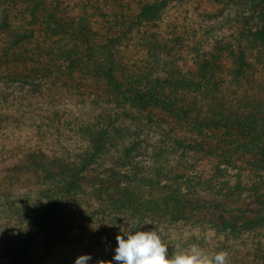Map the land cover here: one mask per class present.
I'll list each match as a JSON object with an SVG mask.
<instances>
[{"label": "trees", "instance_id": "trees-1", "mask_svg": "<svg viewBox=\"0 0 264 264\" xmlns=\"http://www.w3.org/2000/svg\"><path fill=\"white\" fill-rule=\"evenodd\" d=\"M19 1L0 0L1 90L20 84L42 93L51 80L60 84L76 80L75 76L81 81L99 77L108 86L100 95L93 94L96 103L104 98L123 111L152 103L165 107L169 122L164 117L153 120L143 112L138 114L158 126H169L167 132L183 149L181 157L188 149L196 154L207 152L212 170L207 176L203 171L189 176L187 171L160 167L155 162L151 167H121V171L99 164L93 169V159L86 155L70 159V152L54 157L39 148L22 151L0 170V264H22L37 237L51 229L63 197L85 192V188L112 208L128 211L139 220L165 219L196 226V235L182 239L184 247L190 242L199 247L205 244L206 250L215 246L221 251L226 246L223 250L229 252L230 245L221 238L226 237L244 248L247 245V261L241 263L264 264V238L257 239V231L264 230V104L248 101L239 109L227 108L219 99L222 81L216 75L217 60L226 65L234 82L252 66L250 57L264 68V0H206L210 5L201 9L200 15L210 24L226 11L221 30L228 28L230 36L223 38L225 45L208 47L207 40H214L219 32L207 34L213 31L207 27L202 34L204 42L188 49L199 59L198 64L193 59L189 68L160 59L161 53L167 57L175 49L183 50L176 29L168 34L173 46L169 41L162 46L155 43L156 33L144 35L146 24L153 20L157 24L172 1L183 6L189 0L145 1L133 21L125 17L132 11L127 9L128 2L116 8L107 0H67L59 9V0ZM213 3L222 5L217 14H211ZM134 21L145 23L144 29L137 31L138 43H123L133 32ZM133 49L136 56L131 54ZM1 98L0 94V103ZM113 120L105 114L94 127L80 126L78 132L92 131L93 135L84 152L103 150L107 141L112 142L110 130L114 129L108 128ZM135 136L125 141L129 144L126 147L139 148ZM1 158L5 157H0V163L5 161ZM30 177L40 179L42 187L27 185ZM17 220L22 233L14 230ZM202 231H213L211 244Z\"/></svg>", "mask_w": 264, "mask_h": 264}, {"label": "rangeland", "instance_id": "rangeland-1", "mask_svg": "<svg viewBox=\"0 0 264 264\" xmlns=\"http://www.w3.org/2000/svg\"><path fill=\"white\" fill-rule=\"evenodd\" d=\"M11 1L14 2V0ZM145 1L151 0H118V2L107 0L116 8L118 4L128 2L129 7L127 9L132 11L125 17L126 19L131 17V19L129 18L130 21L138 13L140 3H145ZM63 2H67V0L58 1L59 9L65 5ZM101 2L107 3L106 1ZM184 3L185 5L182 6V4L179 5L172 1L162 12V18L157 24L153 20L144 27L145 23L141 24L134 21L133 32L128 34L129 38L123 40V43L131 42L136 45L140 38L137 36V31H142L145 28L144 35L156 33L157 42L155 43L159 46L168 45L166 41H169V45L173 46V41L168 34L171 29H176V32L181 34L183 50L175 49L171 54H167V57L164 54L161 57V53L160 59L162 63L173 61L177 66L185 64L186 68L191 66L193 59L198 64V56L193 54L195 57L192 58L193 55L189 54L188 49L204 42L205 38H202V34L207 27L213 30L207 34L213 33L215 35L217 31L219 34L215 36L214 40H207L206 46L220 47L225 45L223 38L228 36L227 39H229L230 36L228 28L221 30L222 23L226 21L224 19L226 18V11L223 10L222 16L220 14L218 18L208 24V19L200 15L201 9H207L210 5L207 4L206 0H189L184 1ZM21 4L23 3L19 1L20 7H22ZM80 5L82 4L80 3ZM212 6L211 14H217L218 10L222 8L221 4L213 3ZM123 7L126 8V6ZM116 8L113 10L118 12ZM9 13L14 16L11 9H9ZM130 38H134V41L132 42ZM149 39L153 41L154 38L150 37ZM145 49L144 53L146 54L151 48ZM133 52L136 53V50L133 49L131 53L136 56L137 54ZM215 55L221 56L219 53ZM249 60L252 66L250 69L244 70L245 74L243 77H238V82L234 79L236 83L231 81L232 76L227 75L226 65H223L222 60L216 61L219 67L216 75L223 83L219 86L221 91L219 92V99L225 103L227 108L239 109L244 105V102L248 101H260L264 104V68L257 64L253 57H250ZM191 69L195 71L197 68L192 66ZM76 73L78 75L77 71ZM75 77L76 80L74 79V81L65 80L60 84L51 80V83L43 88L42 93L36 92L31 86L24 87L20 84L9 91H3L0 88L2 95V103H0V157H5L1 158L5 161L0 163V170L6 165L12 164L16 156L22 155V151L26 152L29 149L39 148L47 155L54 157L69 152L71 153L70 159L78 155L80 157L89 156L93 159V169L99 164L102 168L104 165L106 167L112 166L121 171V167L122 170H128L131 165L135 164L140 167L142 164L151 167L152 163L155 162L160 167L168 165L167 168L177 167L180 171H187L189 176H194V174L200 173L199 171L205 172L206 176L211 173L212 162H210L211 158L207 152L196 154L188 149L181 157L183 149L174 142L176 138L172 136V133L167 132L169 126H158V123L138 114L143 112L144 115H148L153 120L164 117L169 122L171 120L165 107L153 103L147 104L144 108L136 109V113L134 109L123 111L111 103H106L104 98L96 103L93 94L100 95L103 93L107 82L99 77H88L86 81H81L77 76ZM77 81H79V85ZM54 83L55 85H53ZM105 114L114 118L108 128L114 129L110 130V135H113L114 139L112 142L107 141L103 150L91 151L89 149L88 152H84L87 151L85 150L86 144H89L90 141L93 142V135L90 136L92 131L91 134L80 133L78 129L80 126L85 128L86 125L94 127ZM126 114L129 117L123 118ZM131 118L135 122L140 121L139 126L135 125L133 121L131 122ZM17 122L18 125H16ZM99 127L101 126H98V129H100ZM134 133L138 149L125 146V144L129 145L125 141L133 139ZM206 147L209 150L208 143ZM125 154L127 156H122ZM75 163L78 165V160ZM40 181L36 177H30L27 185L38 184L42 187ZM118 181L121 183L120 179ZM20 185L23 184L20 183ZM84 191L73 192L63 197L64 200L52 220L51 229L45 230L37 237L22 264H75V260L79 256L86 254L93 257L91 264H96L98 260H111L115 255L114 249L118 246L116 236L120 234L116 223L124 226L128 224L133 231L155 229L168 245L170 254L188 250L192 246L189 242V247H184L182 239L192 233H197L196 226L165 219L153 221L150 218H143L139 220L128 211L112 208L109 203L98 199L89 189L85 188ZM19 224L20 222L17 220L14 230L22 233L20 230L22 226L19 227ZM202 232L208 239L207 243L211 244L213 240H209V236L213 234V231ZM221 238L224 240V244L230 245L227 247L229 252L226 251L228 253L227 264H243L242 261H247L244 257L248 251L247 245L244 248V245L233 243L235 241L233 239ZM260 238H264L263 229L257 231V239ZM205 246L204 244V246L198 247L209 254L220 250L214 248L215 246L208 247L206 250ZM225 247H221V251H224ZM234 249L235 251L230 253Z\"/></svg>", "mask_w": 264, "mask_h": 264}, {"label": "clouds", "instance_id": "clouds-1", "mask_svg": "<svg viewBox=\"0 0 264 264\" xmlns=\"http://www.w3.org/2000/svg\"><path fill=\"white\" fill-rule=\"evenodd\" d=\"M127 224V223H126ZM117 247L111 260H98L96 264H227L228 253L209 254L193 244L190 249L170 254L168 245L155 229L133 231L127 224L117 225ZM90 254L81 255L75 264H91Z\"/></svg>", "mask_w": 264, "mask_h": 264}]
</instances>
